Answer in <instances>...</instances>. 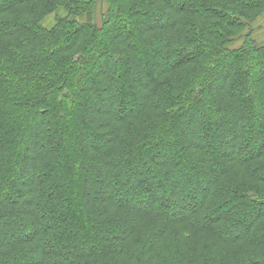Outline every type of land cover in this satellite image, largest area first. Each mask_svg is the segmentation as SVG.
<instances>
[{
  "label": "trees",
  "instance_id": "16d2710c",
  "mask_svg": "<svg viewBox=\"0 0 264 264\" xmlns=\"http://www.w3.org/2000/svg\"><path fill=\"white\" fill-rule=\"evenodd\" d=\"M105 1L0 0V264H264V0Z\"/></svg>",
  "mask_w": 264,
  "mask_h": 264
},
{
  "label": "rangeland",
  "instance_id": "374dc122",
  "mask_svg": "<svg viewBox=\"0 0 264 264\" xmlns=\"http://www.w3.org/2000/svg\"><path fill=\"white\" fill-rule=\"evenodd\" d=\"M107 10V4L105 0H98L97 7L93 13H87L86 15H83L80 18L82 22H93L95 24H99L102 22L103 14ZM66 11L63 8H60L57 10L54 14H50L46 16L42 20V25L46 28H52L56 21L58 16L65 15ZM104 20V19H103ZM251 26V27H250ZM253 30V36L256 38L257 42L264 43V14L262 17L260 16L257 20L250 23V25L245 28L239 35L233 37V41L229 44V47L236 48L242 44L244 40V36L246 33Z\"/></svg>",
  "mask_w": 264,
  "mask_h": 264
},
{
  "label": "crops",
  "instance_id": "0c3cea01",
  "mask_svg": "<svg viewBox=\"0 0 264 264\" xmlns=\"http://www.w3.org/2000/svg\"><path fill=\"white\" fill-rule=\"evenodd\" d=\"M263 14H264V12H263ZM263 14H262V15H263ZM262 15H261V17H262Z\"/></svg>",
  "mask_w": 264,
  "mask_h": 264
}]
</instances>
